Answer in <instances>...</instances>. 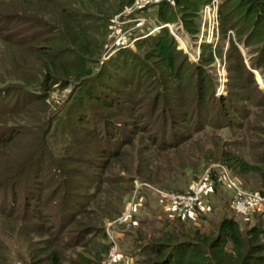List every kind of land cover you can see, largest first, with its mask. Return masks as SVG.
<instances>
[{
  "label": "rangeland",
  "instance_id": "rangeland-1",
  "mask_svg": "<svg viewBox=\"0 0 264 264\" xmlns=\"http://www.w3.org/2000/svg\"><path fill=\"white\" fill-rule=\"evenodd\" d=\"M217 1L215 19L209 22L203 12L207 0H191L193 5H175L171 0L151 5L145 4L147 0H134L131 7L112 17L104 14L112 0L82 1V13L89 18L84 21L93 29L89 41L104 40L99 55L90 54L87 59L92 58V62L84 63L92 77L99 73L92 86H103L105 72L114 76L119 69L126 75L135 72L138 82L133 88L123 87L127 94L124 98L107 89L105 99L119 95L108 99L117 107L110 109L87 103L84 106L80 97L89 81L78 80L65 88L52 86L48 113L53 120L36 161L42 174L32 180L24 175L15 178L11 184L16 196L13 204L7 188L12 178L7 169L20 164L25 156V146L37 125L38 109L27 108L24 114L20 108L13 116L0 115L1 138H9L12 130L23 134L17 150H0L7 155L0 158V264H32L52 250L59 252L60 264H71L79 257L95 259L99 264H141L147 258L141 245L162 237L170 231V224L178 230L214 235L220 221L228 217L236 218L242 233L254 226L264 229L261 218H241L233 213L232 198L224 184L211 195L212 205L209 203L205 213L186 219L151 190L160 187L182 193L206 164L221 161L229 165V175L240 187L264 191L258 174L242 173L236 164L225 161L229 154L248 165H264V23L258 25L257 14L242 9L246 2ZM164 2H170L171 7L159 10ZM52 6L42 3L32 8L0 0V68L6 67L9 59L4 41L13 40V32L26 29L23 35L29 37L38 31L30 28L39 26L49 37L48 33L60 25ZM261 7L262 17L264 4ZM16 9L24 12L20 17L27 14L31 22L12 23ZM162 29H168L177 47L170 43L169 34L161 33ZM110 83L115 85L113 79ZM242 98L244 101L239 100ZM129 100L133 101L130 120L123 116L122 107ZM16 102V93L1 99L0 111ZM221 102L218 127H212V120L222 109ZM228 102L239 110L244 108L245 118L235 119L226 127L222 122L228 117ZM85 110L88 116L97 113V118L105 117L108 123L126 128L121 143L128 140L131 144L122 145L119 151L110 147L108 138L104 136L103 140L91 125L79 124L77 117L73 118ZM199 113L208 115L207 125L198 123ZM24 120L35 126L28 129ZM6 194L9 199L2 201ZM36 200L40 201L43 221L28 217L21 220L18 216L31 211L27 203ZM132 201L136 205L131 222L119 221ZM9 211L12 215L7 216L4 212ZM34 225L41 226L46 234L36 235ZM51 239L55 242L50 251L44 242ZM103 247H107L106 254H101Z\"/></svg>",
  "mask_w": 264,
  "mask_h": 264
},
{
  "label": "trees",
  "instance_id": "trees-1",
  "mask_svg": "<svg viewBox=\"0 0 264 264\" xmlns=\"http://www.w3.org/2000/svg\"><path fill=\"white\" fill-rule=\"evenodd\" d=\"M13 1L14 5L32 8H36L42 3L52 4L53 9L56 10V13L59 15L60 25H58L54 32L48 33L49 37H45L47 33H42V31L39 30L41 27L32 26L30 30L33 28L34 30L38 29V31L29 35V37L23 35L28 30L26 31V29H21V31L12 33L11 37L13 40L7 39L4 41L5 48L10 56L8 61L4 63V66L6 67L0 68V100L6 99L10 94L16 93L17 104H13L10 107H3L0 111V115L13 116L16 114L18 109L21 111L20 108H23L21 112L24 114H27L25 111L27 108L29 110L31 108L34 110L36 108L38 109V114L35 116V120L37 121L36 126L32 123H28L26 120L23 122L24 126H27L28 129H31L33 125L35 126V132L29 137L30 139L25 146V156L20 164L7 169L8 177L12 178V182L7 185V188L9 189L8 191L11 192V195L9 194L11 204H13L16 198L15 193H12L14 188L11 185L15 182V178L24 175L27 179L32 180V178L38 179V177L42 174L41 165L37 164L38 162L36 161L40 159L37 157L40 150L45 147V134H47L48 128H50V124L53 120L51 119L52 117L50 116V113H48L51 110L49 93L52 86L59 85L61 86L60 88H65L78 80L81 82L89 81V83L85 85L86 88L82 90V96L80 97L81 101L85 102L84 106L87 103L89 106L93 105L95 107H99L102 105L103 109H110L112 107L117 108L113 104L111 105L110 101L112 99H116L119 95L123 98L126 97L127 94H125L123 87H130L131 85V88H133L135 83L138 82L137 78L139 77L135 72H131V75H126L119 69L117 70V74L114 73V76H112L113 74L110 75L108 72H105V81H103V86H98V88L97 86H92V81L99 77V73L97 76L92 77V71L86 67L84 63L92 62V58L87 59L90 54H94V56L99 55V51L104 44V40L101 39V41H99V39L96 38L92 42L89 41L91 30L93 29H91V26L87 25L89 23H85L84 21L89 20V18L85 17V13H82L84 9L83 0ZM86 1L94 2L96 0ZM211 1L212 0H207L206 3L208 4ZM171 2H174L175 5H187V3H190L191 0H171ZM245 2L246 5L242 9H245V12L248 14H257V22H259L258 25L260 23H264L262 22L264 21V15H262V17L260 15L261 6L264 2L261 0H241L242 5ZM133 3L134 0H112L111 6L106 9L104 14L109 17L118 15L122 13L124 9L131 7ZM190 4L193 5V3ZM171 5L170 2H164L162 7L159 6V10H161V8H170ZM21 12L22 11L17 10L15 15L11 17L10 20L12 23L14 22L18 25L20 23L29 24V22H31L29 19L30 17L27 16V14L24 15L26 17H20V14L21 16L24 14V12ZM159 20H162V18ZM167 31L168 29H162L161 33L166 32V34H169L168 38L170 43L173 44V47H177V41L173 38L169 31L168 33ZM90 48L93 50H90ZM110 78L113 79L115 85L110 83ZM93 87H95L94 90ZM107 89L119 95L115 98L113 95H108V99H110L109 101L108 99H105V95L108 94L106 92ZM262 92L264 93V91ZM225 99L228 98L226 97ZM239 100L244 101V98ZM221 101L224 102L223 100ZM222 102L220 105V108L222 109L217 111L218 113L216 119L214 121L212 120L211 123L212 127H218L216 121L220 112L223 110ZM124 103L126 105H122L124 110L123 116L130 120L133 116L131 109L133 101L129 100ZM233 105V103L228 102L227 106H229L230 109L225 113L228 117L222 122L226 124V127L233 125V121L235 119L239 120L243 117L245 118V111H242V109H245L241 108L239 110ZM37 106H41L43 109H39ZM96 116L98 117L97 113L95 115L91 113V115L88 116L85 110L83 114L78 112L73 118L75 119V117H77L76 121H78L79 124L91 125V127H93V132L99 137H102L103 140H105L104 136L108 138V145L113 147V149L117 147V150L119 151L118 148L122 147V145L131 144L128 140H126L125 143H121L124 141V135L122 132H124L126 128L122 129L119 126H114L113 124L108 123V120L105 117L101 118L99 116V118H97ZM230 118L234 119L230 120ZM10 120L13 119L8 118V121ZM197 121L201 125L203 123L207 125L208 115H203V113L200 115L199 113L197 115ZM129 125L132 126L133 124ZM133 127L139 130V125H135ZM10 134V137L7 139L0 137V150L14 151L19 148V136L23 135L22 132L12 130ZM163 137L162 141L165 139ZM106 152V154H110L108 151ZM5 154L6 153H0V158H7V155ZM28 161L31 162L28 163ZM225 161H230V163L236 164L242 173L258 174L262 185L264 186L263 164V166L248 165L229 154L226 156ZM35 162L37 166L36 164L33 165ZM212 164H220L224 166L229 173V165L221 161L209 162L203 169L208 168ZM199 175H196L193 180L197 179ZM212 178L215 180V188L212 194L213 197L214 193H216L223 185V181L219 180V174L215 169L212 170ZM37 179H34V183L37 182ZM154 189L170 194H176L175 192L167 191L160 187H155ZM145 190L146 189H139V192H145ZM263 193L264 191L260 194ZM35 198L37 199V197ZM8 199V194H6L3 196L2 201ZM24 200L27 201L26 195H24ZM36 201V203L33 201L32 203L26 202L27 205L31 206V211H27L26 213L24 212L22 216H18L21 220L28 217L32 221H43V217L39 211L40 201ZM210 203L212 205V199ZM29 209L30 207L28 210ZM12 211L14 212V208ZM10 212L11 211L4 213L8 216V214L12 215ZM249 217L261 218L264 220V215L262 214L254 213ZM170 225V231H167V233L165 232L162 237H159L156 240L145 241L144 245H141L143 251L145 252L143 255L147 257L142 260L141 264H264V229H261L259 226L251 227L247 229L245 233H242L240 224L236 218L224 217L214 230V235L212 233L202 235L199 231H190L185 228H182L181 230L179 229V231L176 227L172 226V224ZM164 226L168 227L169 225L165 224ZM34 227L36 228V235L41 236L46 234V231L41 226L34 225ZM81 232L83 231L81 230ZM89 234L94 233L91 232ZM54 242L55 240L51 239L50 241H45L44 243L47 249L51 251L54 246ZM40 252L43 253L44 250H41ZM106 253L107 247H103L101 254ZM59 256L60 255L57 250H52L47 257L36 260L32 264H44L46 262H50V264H60ZM71 264H99V261L97 262L95 259L93 260L86 257H79V260L73 261Z\"/></svg>",
  "mask_w": 264,
  "mask_h": 264
},
{
  "label": "built area",
  "instance_id": "built-area-1",
  "mask_svg": "<svg viewBox=\"0 0 264 264\" xmlns=\"http://www.w3.org/2000/svg\"><path fill=\"white\" fill-rule=\"evenodd\" d=\"M137 1V0H136ZM163 0H147L145 4H157ZM218 1L212 0L209 5H205L203 12L207 14V20L215 19ZM206 22V19H204ZM209 22V20H208ZM180 44V39L176 37ZM217 170L219 180L230 192L232 198V210L236 216L247 218L254 213L264 215V193L250 192L242 189L229 175L226 168L220 164H212L203 169L197 179L192 180L188 189L184 193L170 194L157 189L154 191L161 200H164L171 206L175 213L182 219L189 218L193 215L205 213L209 207L211 195L215 188V180L212 178V170ZM136 203L133 201L129 204L128 209L119 219V221L131 222L133 209ZM111 250H114L112 247ZM110 254H113L112 252Z\"/></svg>",
  "mask_w": 264,
  "mask_h": 264
},
{
  "label": "bare ground",
  "instance_id": "bare-ground-1",
  "mask_svg": "<svg viewBox=\"0 0 264 264\" xmlns=\"http://www.w3.org/2000/svg\"><path fill=\"white\" fill-rule=\"evenodd\" d=\"M180 42H181V44H182V47L186 49V44H185L183 41H180ZM257 81H258L261 85L263 84V83H262V80H261V78H260L259 76H257Z\"/></svg>",
  "mask_w": 264,
  "mask_h": 264
},
{
  "label": "water",
  "instance_id": "water-1",
  "mask_svg": "<svg viewBox=\"0 0 264 264\" xmlns=\"http://www.w3.org/2000/svg\"><path fill=\"white\" fill-rule=\"evenodd\" d=\"M181 46V45H180Z\"/></svg>",
  "mask_w": 264,
  "mask_h": 264
}]
</instances>
